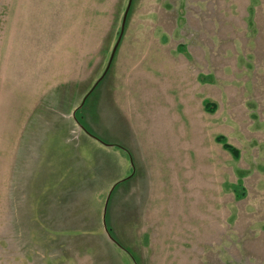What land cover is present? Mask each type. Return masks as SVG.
<instances>
[{"label": "rangeland", "instance_id": "rangeland-1", "mask_svg": "<svg viewBox=\"0 0 264 264\" xmlns=\"http://www.w3.org/2000/svg\"><path fill=\"white\" fill-rule=\"evenodd\" d=\"M127 3L0 0V264H264V0H133L91 90Z\"/></svg>", "mask_w": 264, "mask_h": 264}, {"label": "water", "instance_id": "water-1", "mask_svg": "<svg viewBox=\"0 0 264 264\" xmlns=\"http://www.w3.org/2000/svg\"><path fill=\"white\" fill-rule=\"evenodd\" d=\"M132 3H133V0H128V3H127V6H126V9H125V12H124V14H123V18H122V23H121V28H120V32H119V35H118V39H117V41H116V43H115V45H114V47H113V50H112V52H111L110 59H109V61H108L107 67H106L104 73L101 75V77L98 79V81L95 83L94 87H92L91 90H93V89L95 88V86H96V85L99 83V81H100V80L106 75L108 69L110 68V65H111V63H112V61H113V59H114V56H115L116 51H117V49H118V46H119V44H120V42H121V39H122V37H123L124 30H125V25H126V21H127V17H128L129 11H130V9H131ZM90 92H91V91H90ZM90 92H88V93L84 96V98H83L81 104H80V105L74 110V112H73L74 117L76 118V120H77L78 123H79V121H78V118H77V112H78L79 110H81V108L83 107L84 102L86 101V98L88 97V95L90 94ZM79 124H80V123H79ZM80 126L85 130V128H84L81 124H80ZM85 131H86V130H85ZM86 132H87L89 135H91V136H93L94 138H96L97 140H99V141H100L101 143H103L104 145H110L109 143H107V142L101 140V139H100L99 137H97L96 135H94V134H92V133H90V132H88V131H86ZM112 145H113V144H112ZM118 183H119V182H118ZM116 184H117V183H116ZM116 184H115L114 186H116ZM114 188H115V187H114ZM107 206H108V199H107V201H106V205H105L104 215H103V216H104V223H105L106 231H107L108 233H110V231H109V229H108V226H107V221H106Z\"/></svg>", "mask_w": 264, "mask_h": 264}, {"label": "trees", "instance_id": "trees-1", "mask_svg": "<svg viewBox=\"0 0 264 264\" xmlns=\"http://www.w3.org/2000/svg\"><path fill=\"white\" fill-rule=\"evenodd\" d=\"M77 118H78L79 123L85 128L86 131H88V132L94 134V133L90 130V128L87 127V126L85 125V123L83 122L82 118L78 115V112H77ZM94 135H95V134H94ZM218 139H219L221 142H223L224 147H225L226 149L230 150L231 152H233V153H235V154L238 153V150H237L234 146H232V145H230L229 143H227V142H226V139H225L223 136H219ZM116 146L119 147V148H121V149H122V150H123V151H124L129 157L131 156V155H130L131 153H130V151H129L128 149H126V148H124L123 146H120V145H116ZM235 190H236V191H239V187H238V186H235ZM106 221H107V214H106ZM107 226H108L109 231L111 232L112 228H111V226L108 224V222H107Z\"/></svg>", "mask_w": 264, "mask_h": 264}]
</instances>
